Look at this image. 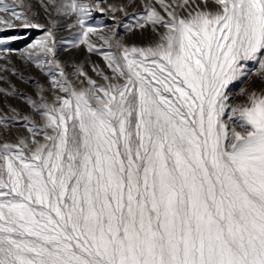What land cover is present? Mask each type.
<instances>
[{
	"label": "snow or ice",
	"instance_id": "1",
	"mask_svg": "<svg viewBox=\"0 0 264 264\" xmlns=\"http://www.w3.org/2000/svg\"><path fill=\"white\" fill-rule=\"evenodd\" d=\"M211 3L155 0L134 25L113 17L103 50L89 39L98 2L41 0L57 13L46 27L25 0H0L2 50L18 39L6 30L45 29L22 55L64 93L26 97L42 124L12 109L31 139L0 144V264H264V87L241 89L237 105L227 91L249 61L264 80V0ZM69 13V43L103 56L107 84L78 66L88 86L77 89L55 59ZM122 24L158 38L122 43Z\"/></svg>",
	"mask_w": 264,
	"mask_h": 264
},
{
	"label": "rangeland",
	"instance_id": "2",
	"mask_svg": "<svg viewBox=\"0 0 264 264\" xmlns=\"http://www.w3.org/2000/svg\"><path fill=\"white\" fill-rule=\"evenodd\" d=\"M43 2L47 3V0H43ZM86 2H98L100 8L105 9L104 12H101L99 8L93 9L90 22L98 31L97 34L90 35L89 39L98 48L107 50L109 45L105 44L100 39V36H112L109 29L114 25L113 17L117 21H122L123 24L134 25L136 18L143 13L145 4L154 3L155 0H86ZM167 2H172V0H167ZM4 3L18 5L19 0H4ZM25 5L30 6L29 14H34L35 22L44 24L46 27L51 26L49 23L50 19L57 18V13L54 9L50 15L45 12L41 0H25ZM110 5L112 7H109ZM156 6L164 14L159 5L157 4ZM209 7H214L211 0H209ZM121 8H123L122 11L119 10ZM7 15L9 14L0 12V16ZM75 19V15L71 13L59 17V22L54 31V38L59 42L55 59L60 62V67L63 68L67 79L77 89L88 86L86 77L76 74L78 66H82L87 76L95 80L97 84H107L108 81H105L102 75H98L99 71H103L104 74L109 76L112 75V70L108 68L103 56L95 51L89 52L84 44L73 46L69 43L72 34L79 31L78 26L69 27L70 24L75 25ZM16 23L18 25L19 22ZM123 24L116 29L118 38L122 43L145 46L158 38L150 27L142 30L139 27L125 28ZM44 32L45 29H26L22 26H17L3 33L5 36H15L18 39L9 41V51H3L2 47H0V118H2L0 120V144L5 142L15 143L20 137L31 139V134L24 126L25 122L23 119L21 117L12 119L15 115L12 112L13 108L21 113L22 116H28L38 124H42L40 115L27 102L26 97H31L37 103H42L41 96H44L47 102L51 104L55 101L56 96L64 95L59 88L52 86V78L48 74V65H45L42 69L34 61L28 60L22 55L28 46L43 37ZM258 73L259 65L255 61H249L247 63V77L232 82L227 89L232 105L245 102L246 97L241 93V89L259 91L264 87V80H261ZM56 78H61L59 70L56 71ZM36 138L44 142L43 135H39Z\"/></svg>",
	"mask_w": 264,
	"mask_h": 264
}]
</instances>
